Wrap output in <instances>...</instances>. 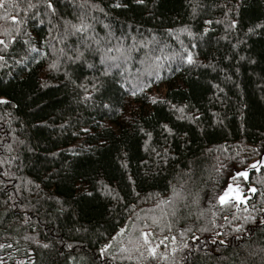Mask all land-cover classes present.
I'll return each mask as SVG.
<instances>
[{
  "label": "trees",
  "instance_id": "trees-1",
  "mask_svg": "<svg viewBox=\"0 0 264 264\" xmlns=\"http://www.w3.org/2000/svg\"><path fill=\"white\" fill-rule=\"evenodd\" d=\"M29 2L3 0L0 6V31L13 24L5 12L26 21L20 32L13 29L17 39L0 62V97L7 101L0 103V244L5 245L0 248V261L102 264L106 259L107 264H140L117 247L121 241L129 246V237L139 236L147 224L144 230L159 245L158 252L167 251L179 264H264L260 252L264 226L241 219L249 213L264 218L260 212L264 165L248 169L246 180L236 176L254 159L264 157V0H145L144 5L122 0L126 8L113 7V0H99L108 15L92 12L95 19H89L95 33L105 38L108 47L123 43L136 48L127 63L121 62L119 72L113 69L95 103L81 100L84 89L77 85L87 87L93 76H99L101 53L92 45L87 60L96 70L89 69L61 56L58 50L64 44L53 39L57 32L52 26L61 16L79 15V0H55L56 17L42 3L21 11ZM232 20L237 21L235 27ZM105 24L113 34L111 40ZM257 24L261 27L255 28ZM250 27L255 31L249 33ZM25 40L47 55L32 52ZM68 43L78 47L81 40L72 37ZM185 50L193 52L199 63L182 64L179 54ZM156 56L161 59L155 61ZM57 57L62 70L45 75L44 69ZM63 70L76 84L65 78ZM117 80L128 81V88L140 82L151 87L132 98ZM149 97L159 102L153 104ZM101 100L112 101L113 107L122 105L123 115L102 108ZM170 104L186 105L184 113ZM165 149L167 163L163 162ZM189 169L190 180L185 175ZM228 184H239L246 195L239 209L221 206L215 199ZM173 186L178 191L184 188L180 193L184 199L172 196ZM250 187L257 191H247ZM188 192L199 193L198 204L192 203ZM171 201L178 206L175 216ZM237 222L245 224V233L229 234L230 243L223 248L212 244L210 231L197 230L228 232ZM121 228L125 229L122 234ZM189 228L191 232L180 235ZM165 236L169 239L164 240ZM172 236L189 247L170 253ZM113 237L111 255L98 259V249ZM43 243L50 247L43 248ZM68 243L73 247H66ZM252 251L255 256L249 255ZM144 264L172 261L157 257Z\"/></svg>",
  "mask_w": 264,
  "mask_h": 264
},
{
  "label": "snow or ice",
  "instance_id": "snow-or-ice-1",
  "mask_svg": "<svg viewBox=\"0 0 264 264\" xmlns=\"http://www.w3.org/2000/svg\"><path fill=\"white\" fill-rule=\"evenodd\" d=\"M135 4L137 5H144L145 0H134ZM43 4L46 12L50 14L52 17L57 16V6L55 3V0H37L36 3H32L31 0L27 4L25 8H20V5L16 4L13 5L16 8H20L21 11L26 12L28 9H36L39 4ZM75 3V0H74ZM3 0H0V6H2ZM76 6L80 9V13L78 16L74 17L73 19H68L63 16H61L58 19L57 24L53 25L52 27L56 29L57 35L53 37L54 40H56L58 43L64 44V47L60 48L58 51L61 56H67V59L72 62L80 61L84 64L87 65L89 69L96 70V65L93 63H89L87 60L88 54L93 50L92 45H95V51H98L101 53L100 55V67L102 68V71H99V76H93L91 78V81L88 83L87 87L84 84H78L77 87L83 88L84 89V94L81 97V100L84 102H92L95 103L96 101V94L101 92V89L104 88L105 86V81L107 78L111 75H113V69H117L118 72L121 69V62L127 63L129 60L131 53L133 50H135L136 46H126L123 43H120L119 46H113V47H108L105 44V38L104 37H99L98 34L95 33V30L92 26V23L89 19L91 16L92 12L98 11L100 13H103L105 16L108 15V13L105 12L104 8L101 7V4L99 0H79L78 4ZM113 7L116 8H121V7H128L126 3H123L122 0H113ZM193 13L196 11V5H193L192 9ZM37 16L40 14L39 12L35 13ZM5 18L7 20H11L13 22L11 28H4L2 31H0V62L5 61L6 55H7V50L9 48V44L16 41L17 37L12 34L13 29L18 33L21 30V25L26 23V21L22 20L19 16L16 15H9L7 12L4 14ZM91 19H95V16H91ZM75 21V22H74ZM40 24H43L44 21L40 20ZM52 21L49 20V24H51ZM237 24L236 20L231 21V26L235 27ZM261 25L257 24L255 28H260ZM105 29H109V31L106 33V36L109 40L113 38V34L110 30V26L108 24L104 25ZM187 29H181V31H186ZM171 29H169V32ZM207 31V29H205ZM254 28H249L248 32L252 33L254 32ZM52 29H49V35H51ZM189 35H192L191 32H189ZM72 37H79L81 40V44L78 47H73L68 41ZM118 41H121L123 37H116ZM133 40H135V37H132ZM25 44H29V41L25 40ZM47 43V41H46ZM30 50L32 52L37 53L40 56H46L47 52L42 51L40 48H37L34 44H29ZM144 48L148 47V44H143ZM195 47V45H193ZM65 49H68L66 52ZM115 52L116 55H110V53ZM147 57V53L145 54ZM161 57L156 56L155 61H159ZM179 59L180 62L187 63L188 65H196L199 63V60L196 58V56L193 54V52L185 50L183 53L179 54ZM143 62V61H142ZM160 65H156V75H157V82H160L162 80V77L159 74V69ZM49 70H56V71H61L60 63H59V57L57 59H54L51 64L47 65V67L44 69V74L47 75ZM179 67H177L176 71H179ZM64 71V76L67 80H69L71 83L76 84V81L72 79V75L67 71ZM171 71V70H170ZM122 75V72H120ZM116 83L120 84V87L123 91L127 92L128 95L132 98L137 97L139 94H143L145 88H150L151 84L147 82H140L139 84L132 85L131 88H128L126 85L128 84V81H125L124 83H120L119 80L116 81ZM43 86H47V81L44 82ZM90 89V90H89ZM151 99L152 103L155 104L158 101L157 97H149ZM7 101L5 100L4 97H0V103H6ZM100 106L104 109H107L109 112H116L121 115H123L124 112V107L121 105L120 107H113L112 106V101H104L101 100ZM170 107L180 113H184L186 105H181L177 106L176 104H170ZM183 118V116L181 117ZM190 119L195 120L194 116H189ZM162 127L164 128L165 131H167L170 135L173 134V129L170 128L167 124H163ZM140 131L143 132L144 129L140 128ZM149 136H151V133H148ZM21 144H23V141H20ZM166 155L163 158V162L167 163V149L164 150ZM53 156H55V153H52ZM159 155V154H158ZM260 165H264V160L255 162L251 165L252 168H259ZM191 169L188 170V173L185 175L188 176V179H191L190 176ZM50 175H54L50 174ZM236 176L242 177L245 180L248 179V172L245 171H238L236 173ZM178 180H181L183 184H187V180H184V177L181 175H178ZM39 188V185L36 186ZM184 191V188L181 187L180 190L178 191L175 186H173V191H172V196L177 197L180 196V193ZM249 192L255 193L257 189L255 187H250L247 189ZM188 196L191 197L192 203L193 204H198L199 203V193H192L188 192ZM180 199H184L183 196H180ZM215 199L219 201V204L221 206H227V205H232L233 207H236L239 209L240 204L246 203V197L243 195L241 186L239 184H228L226 189L222 191L221 194H218ZM58 203H61L58 200ZM161 203L163 204H169V200H162ZM173 203V210L171 215L175 216L178 211V206L175 201H171ZM15 205H13L14 207ZM182 206V205H181ZM23 207V205H21ZM61 211L63 210V204L61 203ZM245 212H247V209H244ZM255 211V209H253ZM261 214H264V208L260 209ZM162 215L167 216L169 213L164 212ZM216 215L215 212L212 213V216L214 217ZM224 219L227 221L228 218L224 217ZM233 219H236L234 216ZM244 222L248 221H253L256 225V227L264 226V218H258L256 216H253L252 214L245 215L241 218ZM158 218H153V222L157 223ZM26 222V221H25ZM213 224L215 221H212ZM167 227L171 229L172 225L171 223L167 224ZM148 228V225L145 224L143 228L140 229L139 231V236L137 237H132L130 236L128 239V245L125 246V244L121 241L118 244L117 250L121 252H126L129 253V259H137L140 261V264H144L145 261H148L150 258L152 260H155L157 257L161 259H170L172 261V264H179L178 261L175 260L174 257H169V254L167 251L165 252H158V247L159 245L155 244L152 239H150L151 233L149 231H145L144 229ZM81 229H77V231H80ZM200 232H205V231H210L211 236L209 237L212 240V244L219 246L223 248L224 246L228 245L230 242L228 241L227 237L229 234L239 232L241 236L245 233V224L244 223H234L232 224V227L229 229L228 232H216L215 229H206V228H200L197 229ZM125 229L121 228L120 229V234L124 233ZM185 232H191V229H185L181 230L180 235L183 236L185 235ZM223 236L224 238L221 239L220 237ZM192 240H197L198 237L195 235H192L190 237ZM25 239H31V237H25ZM169 237L165 236L164 240H168ZM237 241L239 240V237H234ZM115 240V237L112 238V240L104 243L99 249H98V255L97 258H102L106 257V255H111L109 252V249H111L113 246L112 241ZM171 241L173 244V247L171 248L172 253H176L178 248L179 249H187L189 245L186 242H180L179 244L176 241V237L172 236ZM38 244L40 241H36ZM5 245L0 244V248H3ZM43 248H49L50 244L49 243H43L41 245ZM68 248H72L73 245L71 243H68L65 245ZM11 247V245H9ZM260 252L264 253V247L260 248ZM132 253H135V256L132 255ZM251 256H255L256 252L252 251L249 253ZM123 258V257H121ZM74 259V258H73ZM112 259L115 260L116 257L112 256ZM0 264H3L2 261H0ZM102 264H107V260L104 259L102 261ZM186 264V262H185ZM243 264V262H242Z\"/></svg>",
  "mask_w": 264,
  "mask_h": 264
},
{
  "label": "rangeland",
  "instance_id": "rangeland-1",
  "mask_svg": "<svg viewBox=\"0 0 264 264\" xmlns=\"http://www.w3.org/2000/svg\"><path fill=\"white\" fill-rule=\"evenodd\" d=\"M261 160H264V157H258V158H256V159H254L243 171H247L248 172V169H250V168H252L251 167V165L253 164V163H255V162H258V161H261ZM246 196V195H245ZM167 249V246H165V250ZM170 249V248H169ZM170 253H172L171 251H170Z\"/></svg>",
  "mask_w": 264,
  "mask_h": 264
}]
</instances>
